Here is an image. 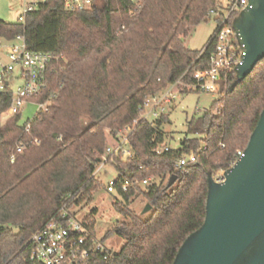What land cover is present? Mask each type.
<instances>
[{"label": "trees", "instance_id": "1", "mask_svg": "<svg viewBox=\"0 0 264 264\" xmlns=\"http://www.w3.org/2000/svg\"><path fill=\"white\" fill-rule=\"evenodd\" d=\"M92 2V9L71 11L63 0H47L23 23L0 20L4 44L22 36L30 50L63 57L49 71L44 94L32 99H50L49 111L24 123L22 113L2 123L12 96L0 94V264H33L32 236L62 209L79 220L76 209L102 192L112 196L124 218L115 225L124 245L109 249V261L98 258L95 264H173L205 221L208 176L228 170L245 151L264 110L263 59L234 90L236 75L228 77L214 109L188 121L179 149L159 152L166 147L168 114L153 122L134 120L152 97L178 81L195 84V74L209 68L214 42L202 52L185 42L210 21L218 0ZM126 128L132 131L123 134ZM123 137L127 141L120 146ZM22 144L26 149L17 153ZM119 146V152H109ZM182 159L186 165L177 168ZM104 162L117 173L114 193L94 176ZM172 176L177 182L167 189ZM146 179L152 181L143 186ZM126 181L131 186L123 191ZM138 197L152 206L147 219L131 209ZM96 213L94 208L81 222L93 237ZM109 236L110 231L104 240Z\"/></svg>", "mask_w": 264, "mask_h": 264}, {"label": "built area", "instance_id": "2", "mask_svg": "<svg viewBox=\"0 0 264 264\" xmlns=\"http://www.w3.org/2000/svg\"><path fill=\"white\" fill-rule=\"evenodd\" d=\"M47 0H25L27 7L25 16L19 18L24 22L28 12H35L39 4ZM144 1V0H137ZM66 9L89 10L93 7L92 0H63ZM250 4V0H218L217 6L210 12V18L214 17L217 28L211 41L215 44L214 52L210 59L209 68L195 74V84L185 85L191 90L209 94L220 95L230 75H235L239 65L242 64L243 51L240 47L234 22L241 12ZM63 57L50 52H35L28 48L24 37L19 36L11 44L0 45V94H11V107L3 114L2 118L8 120L20 113L26 104L38 105L39 110L49 111L50 99L46 103H38L32 99L40 98L47 88V76L53 66L59 63ZM188 88V89H189ZM177 95L171 88L162 91L152 97L143 106V116L134 120L136 125L140 120L153 122L167 113V107L173 103ZM36 113V114H37ZM27 125L26 131H29ZM132 128H126L123 134H129ZM123 137L120 146L126 143ZM120 146L109 152L117 153ZM26 146L18 147L17 153H22ZM170 148H162L159 152L168 151ZM125 153H128L125 150ZM242 153H240V156ZM239 156V158H240ZM237 158L230 166L233 167ZM12 162L15 155L12 156ZM194 160V156L190 157ZM187 159L180 160L177 168L185 166ZM106 163L98 166L94 176L98 177L104 170ZM227 171V170H226ZM217 182L224 181V171L214 178ZM152 179L143 180L142 185L147 186ZM117 178L106 183L110 193L116 191ZM131 184L126 181L122 184L123 191H128ZM30 262L33 264H95L99 258L109 261L112 253L109 248L82 225L76 218L70 216L67 210L62 209L57 217L52 218L41 230L37 231L30 240Z\"/></svg>", "mask_w": 264, "mask_h": 264}, {"label": "water", "instance_id": "3", "mask_svg": "<svg viewBox=\"0 0 264 264\" xmlns=\"http://www.w3.org/2000/svg\"><path fill=\"white\" fill-rule=\"evenodd\" d=\"M234 29L243 57L232 90L264 59V0H250ZM176 182L172 176L167 189ZM151 210L147 204L143 214ZM173 264H264V110L224 181L208 176L205 221L185 240Z\"/></svg>", "mask_w": 264, "mask_h": 264}, {"label": "rangeland", "instance_id": "4", "mask_svg": "<svg viewBox=\"0 0 264 264\" xmlns=\"http://www.w3.org/2000/svg\"><path fill=\"white\" fill-rule=\"evenodd\" d=\"M26 7L25 0H0V20L17 23L21 16H25ZM216 28L217 23L214 17H211L210 21L196 27L185 42L187 48L202 52L214 35ZM169 88L176 93L177 97L167 107L170 123L166 124L163 128L167 139L165 146L177 150L180 148L181 140L187 136L188 121L210 113L214 109V103L226 94L227 88L224 86L220 95L191 90L181 81L170 85L167 89ZM185 88H189L192 92H184ZM38 110V105L33 103L26 104L22 109V123L33 119ZM6 121L4 118L1 120L2 123ZM188 137L199 138L198 135H189ZM111 145L113 146L114 144L111 143ZM98 177L101 182L106 184L111 179L117 178V173L110 165L106 164L103 172ZM111 197L110 194L102 192L96 196L94 203L83 209L76 210H79V221L83 222V220L91 215L93 209L96 208L97 213L94 215L93 221L95 222L97 236L104 240L107 232L110 231V236L104 240V244L113 251H120L124 245V241L115 236V225L117 221H123L124 218L116 212ZM146 205L147 202L142 197H138L132 203L131 209L137 216L147 219L151 216V212L143 214Z\"/></svg>", "mask_w": 264, "mask_h": 264}, {"label": "crops", "instance_id": "5", "mask_svg": "<svg viewBox=\"0 0 264 264\" xmlns=\"http://www.w3.org/2000/svg\"><path fill=\"white\" fill-rule=\"evenodd\" d=\"M3 44H4V42L0 41V45H3Z\"/></svg>", "mask_w": 264, "mask_h": 264}]
</instances>
